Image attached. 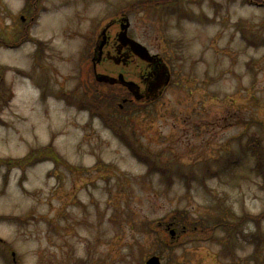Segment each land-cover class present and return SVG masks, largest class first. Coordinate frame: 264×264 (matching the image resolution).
<instances>
[{
	"label": "rangeland",
	"instance_id": "374dc122",
	"mask_svg": "<svg viewBox=\"0 0 264 264\" xmlns=\"http://www.w3.org/2000/svg\"><path fill=\"white\" fill-rule=\"evenodd\" d=\"M36 1L0 0V264H264V167L247 146L264 148V4ZM123 13L176 71L126 123L138 155L82 101L87 45ZM182 214L208 230L174 243Z\"/></svg>",
	"mask_w": 264,
	"mask_h": 264
},
{
	"label": "flooded vegetation",
	"instance_id": "af4514ba",
	"mask_svg": "<svg viewBox=\"0 0 264 264\" xmlns=\"http://www.w3.org/2000/svg\"><path fill=\"white\" fill-rule=\"evenodd\" d=\"M126 16L127 13H123L109 24L105 33L102 31L99 35L96 34L88 43L86 63L89 78H83L81 84V91L84 94L82 101L101 105L104 117L123 124L122 130L125 132L128 121L139 114L144 115L149 106H154L163 97L166 88L160 91L156 85L160 72L166 73V78L171 73L169 85L173 84L176 75V71L172 70L163 54L151 50L131 32V24L127 31V38L122 37L118 29H121ZM135 43L146 46L156 57L150 60L143 59L137 53L138 48ZM73 97L75 98L74 95ZM82 111L88 112L87 109ZM149 112L150 110L147 111L148 114ZM182 228L185 229V227ZM178 229L180 228L175 222H170L165 228L176 241H179L181 237ZM172 230L175 232L172 233ZM180 232L184 231L180 229Z\"/></svg>",
	"mask_w": 264,
	"mask_h": 264
},
{
	"label": "trees",
	"instance_id": "16d2710c",
	"mask_svg": "<svg viewBox=\"0 0 264 264\" xmlns=\"http://www.w3.org/2000/svg\"><path fill=\"white\" fill-rule=\"evenodd\" d=\"M252 3L255 2L257 3H261L264 4V0H249ZM28 34H24L21 32L17 33V37H18V42H15V44L13 43L14 47H18L20 46L22 43H25V41L29 40ZM0 42H4L1 41ZM3 87H5V83H4V75L0 74V90L3 89ZM65 96V95H64ZM65 99L69 102V104H75V102L73 100L70 99V97L65 96ZM117 108V107H116ZM104 122L107 124V126L109 128H111L112 130H114V132L116 133V135L119 136V138L124 141L125 143L132 145L131 143H134V140L132 139V137L126 133L125 131L122 130V125L120 124V122H117L115 120L109 119V118H104ZM248 148L252 151V153L254 154V156L257 159V167H256V171H260L261 169H263L264 167V153H263V146L262 143L260 141L259 138L254 137L249 139L248 143H247ZM133 151L135 153V155H138V150H136L133 146ZM146 164L147 166L150 167V169L153 170H158L161 173H165L166 172V168L159 166L155 160L153 159H146ZM264 214V213H263ZM262 214V215H263ZM178 220L174 219L175 224L181 228V227H185V229H187V233L188 235H192V234H196V233H204L205 230H208L205 228V226L202 225V223H200L197 219H195L194 217L189 216V214L187 215H180L178 216ZM251 217L250 215H248L247 218ZM253 218V217H252ZM220 225L226 221L219 219L218 220ZM243 221V219H242ZM255 222V221H254ZM216 225V224H215ZM239 223L235 224V227H238ZM232 230H234V227L231 226ZM183 229V228H182ZM189 237V236H188ZM255 240L257 241V237L255 238Z\"/></svg>",
	"mask_w": 264,
	"mask_h": 264
},
{
	"label": "water",
	"instance_id": "95a60500",
	"mask_svg": "<svg viewBox=\"0 0 264 264\" xmlns=\"http://www.w3.org/2000/svg\"><path fill=\"white\" fill-rule=\"evenodd\" d=\"M129 25H130L129 20L127 18H124L123 23H122V27H121V29H122L121 34H122L123 38H127V31H128ZM104 32H105V30H104ZM135 44L138 48L137 53L143 59L150 60L151 58L154 57L149 53L148 49L144 45H142L140 43H135ZM166 75H167L166 73L160 72L159 81L156 82L157 88H160V90L164 86H166L170 81V76L168 75L166 78ZM99 81H103V80L99 79ZM128 84H130V83H128ZM130 88L132 89V87H130ZM145 264H162V263H161L160 258L158 256H153L149 260H147V262Z\"/></svg>",
	"mask_w": 264,
	"mask_h": 264
}]
</instances>
